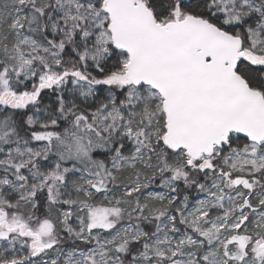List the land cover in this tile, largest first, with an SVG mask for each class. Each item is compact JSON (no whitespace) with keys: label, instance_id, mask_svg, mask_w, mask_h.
<instances>
[{"label":"snow or ice","instance_id":"snow-or-ice-1","mask_svg":"<svg viewBox=\"0 0 264 264\" xmlns=\"http://www.w3.org/2000/svg\"><path fill=\"white\" fill-rule=\"evenodd\" d=\"M0 264H264V0H0Z\"/></svg>","mask_w":264,"mask_h":264}]
</instances>
